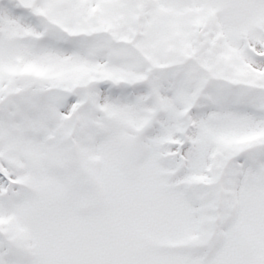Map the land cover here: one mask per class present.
Masks as SVG:
<instances>
[{"label":"snow or ice","instance_id":"1","mask_svg":"<svg viewBox=\"0 0 264 264\" xmlns=\"http://www.w3.org/2000/svg\"><path fill=\"white\" fill-rule=\"evenodd\" d=\"M0 264H264V0H0Z\"/></svg>","mask_w":264,"mask_h":264}]
</instances>
